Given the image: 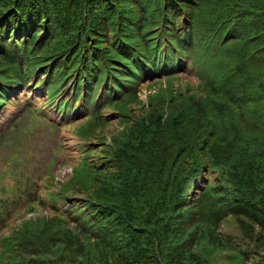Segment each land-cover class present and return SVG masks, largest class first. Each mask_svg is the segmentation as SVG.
I'll list each match as a JSON object with an SVG mask.
<instances>
[{
  "label": "trees",
  "instance_id": "obj_1",
  "mask_svg": "<svg viewBox=\"0 0 264 264\" xmlns=\"http://www.w3.org/2000/svg\"><path fill=\"white\" fill-rule=\"evenodd\" d=\"M183 53L201 81L176 87L166 72L135 116L131 85ZM41 70L59 103L106 86L123 127L102 155L110 168L84 159L48 194L80 195L79 221L22 220L0 240V264H202L227 251L230 213L264 234V0H0V101ZM95 114L80 136L104 125Z\"/></svg>",
  "mask_w": 264,
  "mask_h": 264
},
{
  "label": "rangeland",
  "instance_id": "obj_2",
  "mask_svg": "<svg viewBox=\"0 0 264 264\" xmlns=\"http://www.w3.org/2000/svg\"><path fill=\"white\" fill-rule=\"evenodd\" d=\"M183 55L173 69L148 71L131 85L137 88L139 98V102L132 105L135 116L141 114L144 103L148 107V95L166 80V72L173 73L176 87L180 83L195 85L201 81L195 58ZM44 73L45 70H41L38 75L33 73L29 81L11 84L9 93L0 101V240L22 220L44 214L49 218L63 217L67 224L74 226L82 214L75 213L79 201L70 198L80 195H74L71 188L66 195L68 199L52 198L48 194L58 193L60 185H69L72 169L84 159L95 163L97 168H110L102 155L108 153L106 148L111 135L123 127L121 113L108 105L112 94L106 91V86H100L89 103L75 97L77 87L71 79L66 85L71 86L74 99L71 104L68 101L59 103L54 97L50 98L52 91L45 84ZM113 95L118 96L119 91L114 90ZM96 112L101 113L104 125L97 127L90 137L80 136L79 129L88 124ZM102 134V140H98ZM204 179L200 176L193 183L188 201L197 192L194 186L204 184ZM71 202L77 206L70 211L68 204ZM219 230L227 243V249L222 250L227 251H217L209 262L202 264H264V244L261 246L264 234L260 226L240 214L230 213L220 223ZM233 250L245 255V262L238 256L231 262L227 255Z\"/></svg>",
  "mask_w": 264,
  "mask_h": 264
},
{
  "label": "bare ground",
  "instance_id": "obj_3",
  "mask_svg": "<svg viewBox=\"0 0 264 264\" xmlns=\"http://www.w3.org/2000/svg\"><path fill=\"white\" fill-rule=\"evenodd\" d=\"M31 218V217H30Z\"/></svg>",
  "mask_w": 264,
  "mask_h": 264
}]
</instances>
